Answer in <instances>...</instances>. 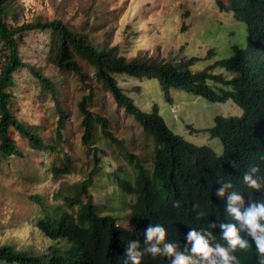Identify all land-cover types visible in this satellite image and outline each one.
Segmentation results:
<instances>
[{
    "label": "trees",
    "instance_id": "obj_1",
    "mask_svg": "<svg viewBox=\"0 0 264 264\" xmlns=\"http://www.w3.org/2000/svg\"><path fill=\"white\" fill-rule=\"evenodd\" d=\"M229 1L230 5H225L217 0L221 8L231 10L245 24L247 38L244 47L238 49L235 46L233 56L215 59L201 69H193L197 61L215 56V50L209 49L202 58H127L118 53L117 46L100 47L60 19H37L12 25L7 21V0H0V43L3 44L0 47V158L23 156L10 135L11 128L27 138L33 149L56 154L64 150V113L58 120L54 140L46 142L35 125H26L11 110V87L18 69H28L46 88L55 90V84L49 77L19 54L21 39L35 30L52 32L48 61L62 70L73 71L80 81L86 83L89 92L78 105L84 129L82 142L90 147L93 157L91 171L75 185L74 195L65 197V208L58 207L55 214H46L38 222L45 235L54 240L48 252H31L3 244L0 245V264H124L127 242L138 241L143 247L144 230L150 223L163 225L166 239L178 243L181 249L187 243L185 237L191 228H207L209 224H215L217 226L209 230L217 234L219 223L230 219L224 212L225 201L215 195L221 181H231L233 189L243 194L245 206L249 200L256 201L259 192L244 185L241 178L252 165L259 169L258 175L264 176V0ZM84 63L93 68L95 79L103 91L109 92L116 104L151 139L153 155L150 169L114 133L108 118L89 108L88 102L95 96V89L88 82ZM217 68L221 71L216 72ZM117 73L158 79L169 102H172L170 90L178 88L214 103L231 100L242 108L244 114L241 116L242 111L238 109L237 116H215V124L207 131L212 138L222 140L224 150L218 156L210 146L197 145L174 133L156 105L151 112L144 111L119 84ZM229 73L233 74L229 76ZM98 125L104 138L121 148L137 172L132 181L127 178L128 174H120L122 166L115 171L123 195L132 194L134 198L128 204L135 224L132 230L117 223L116 213L102 214L101 206L94 203L89 191L102 156L107 155L106 148L95 143ZM49 170L56 178L71 174L72 159L66 154L59 162L52 161ZM75 206L78 209L74 211ZM249 243L254 250V243ZM236 254L240 264H255V253L251 249ZM145 255L141 264H151L142 263ZM154 259L155 264H168L169 261L168 257Z\"/></svg>",
    "mask_w": 264,
    "mask_h": 264
},
{
    "label": "rangeland",
    "instance_id": "obj_2",
    "mask_svg": "<svg viewBox=\"0 0 264 264\" xmlns=\"http://www.w3.org/2000/svg\"><path fill=\"white\" fill-rule=\"evenodd\" d=\"M220 1L230 5L229 0ZM7 6V21L12 25L37 19H60L100 47L117 46L118 53L127 58H202L209 49L215 50V56L197 61L193 69H201L215 59L233 56V47H244L247 38L243 21L231 10L221 8L217 0H7ZM51 38V30L25 34L19 44V54L49 77L55 90L46 88L28 69H18L11 87V110L26 125H35L46 142L54 140L58 120L64 113V150L56 154L33 149L27 138L11 128L10 135L23 156L0 158V245L41 253L48 252L54 240L45 235L38 222L46 214H55L58 207L65 208V197L74 195L75 185L82 182L93 167L92 150L82 142L84 129L78 105L89 90L76 73L62 70L48 61ZM83 66L89 76L88 82L95 89V96L88 102L89 108L106 116L114 133L150 169L151 139L116 104L112 95L103 91L93 68L87 63ZM115 76L144 111L151 112L156 105L174 133L197 145L213 143L207 129L215 124L216 115L237 116L238 109L242 111L241 116L244 114L231 100L214 103L178 88L170 90L172 102H169L158 79L153 77L138 78L125 73ZM216 142L220 146L216 154L220 156L223 144L219 138ZM95 143L106 148L107 155L101 154L99 171L89 188L93 201L101 206L102 214L116 213L117 223L132 230L135 224L128 204L134 198L132 194L123 195L115 171L122 166L120 174H128L127 178L134 181L135 167L120 147L104 138L100 125L95 129ZM66 154L72 159V173L56 178L49 170L51 162H59ZM83 199L86 201V197Z\"/></svg>",
    "mask_w": 264,
    "mask_h": 264
},
{
    "label": "clouds",
    "instance_id": "obj_3",
    "mask_svg": "<svg viewBox=\"0 0 264 264\" xmlns=\"http://www.w3.org/2000/svg\"><path fill=\"white\" fill-rule=\"evenodd\" d=\"M216 139L213 138L215 144H207L215 152L220 149ZM258 172L252 165L241 178L244 185L259 192L256 201L249 200L247 206L243 194L233 189L231 181L219 182L215 195L225 201L224 212L230 219L219 223L217 234L209 230L215 224L191 228L185 237L187 243L181 249L178 243L166 239L163 225L150 223L144 230L143 247L138 241L127 242L124 264H141L145 254L142 263L155 264L154 258L168 257V264H240L236 253L249 249L255 253V264H264V176ZM249 241L254 243V250Z\"/></svg>",
    "mask_w": 264,
    "mask_h": 264
},
{
    "label": "crops",
    "instance_id": "obj_4",
    "mask_svg": "<svg viewBox=\"0 0 264 264\" xmlns=\"http://www.w3.org/2000/svg\"><path fill=\"white\" fill-rule=\"evenodd\" d=\"M226 116V115H225ZM212 144H215V143H212ZM217 145V144H216ZM218 147V146H217ZM219 148V147H218Z\"/></svg>",
    "mask_w": 264,
    "mask_h": 264
}]
</instances>
